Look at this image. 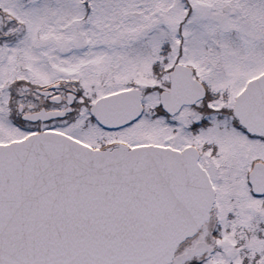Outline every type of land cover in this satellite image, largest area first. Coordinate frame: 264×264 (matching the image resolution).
<instances>
[{
  "label": "snow or ice",
  "instance_id": "6c2138e0",
  "mask_svg": "<svg viewBox=\"0 0 264 264\" xmlns=\"http://www.w3.org/2000/svg\"><path fill=\"white\" fill-rule=\"evenodd\" d=\"M0 264H264V0H0Z\"/></svg>",
  "mask_w": 264,
  "mask_h": 264
}]
</instances>
